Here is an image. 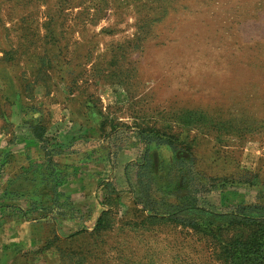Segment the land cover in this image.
<instances>
[{"label": "rangeland", "instance_id": "obj_1", "mask_svg": "<svg viewBox=\"0 0 264 264\" xmlns=\"http://www.w3.org/2000/svg\"><path fill=\"white\" fill-rule=\"evenodd\" d=\"M0 264H264V0H0Z\"/></svg>", "mask_w": 264, "mask_h": 264}, {"label": "crops", "instance_id": "obj_2", "mask_svg": "<svg viewBox=\"0 0 264 264\" xmlns=\"http://www.w3.org/2000/svg\"><path fill=\"white\" fill-rule=\"evenodd\" d=\"M39 141L40 140H36L34 138L24 139V137L23 139L18 141L19 143L21 142V145L18 146V148L19 150L23 149L22 151L24 153L23 157L24 159H27L28 163L30 162V160H32L31 157L36 155L35 153L37 152L36 150L34 152L29 151L30 150L29 148L33 145L39 146L40 148L39 144H41V142ZM23 168H24L23 165H21L20 163L17 165V170L23 169ZM78 183H75V184L67 183L61 188V190L63 193L70 195L71 199L73 200V203L77 207L78 206L87 207L85 211L87 217H85L83 221V219L81 218L82 214L81 213L79 214L78 212H76L77 214L71 216L68 219L63 218V219L56 220L57 221L56 222L57 234L59 235V237L63 239L70 238L71 236H74L78 232L82 231L84 229L85 224H87L88 221H89V224H92V222L95 220L97 216V213H96L97 212V202H96L95 196L92 193H90L88 190L84 189L83 187H80L81 185L78 186Z\"/></svg>", "mask_w": 264, "mask_h": 264}, {"label": "trees", "instance_id": "obj_3", "mask_svg": "<svg viewBox=\"0 0 264 264\" xmlns=\"http://www.w3.org/2000/svg\"><path fill=\"white\" fill-rule=\"evenodd\" d=\"M233 221H237V222H239V221L248 222V220H242V219H241V220H239V219H235V220H233ZM77 234H78V233H77ZM77 234H76V235H77ZM71 237H72V236H71ZM71 237H70V238H71ZM74 237H75V236H74Z\"/></svg>", "mask_w": 264, "mask_h": 264}]
</instances>
